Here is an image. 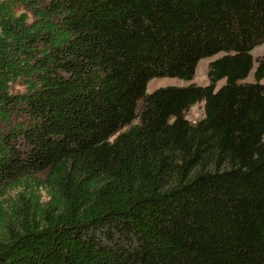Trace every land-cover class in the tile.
Listing matches in <instances>:
<instances>
[{
  "label": "trees",
  "instance_id": "trees-1",
  "mask_svg": "<svg viewBox=\"0 0 264 264\" xmlns=\"http://www.w3.org/2000/svg\"><path fill=\"white\" fill-rule=\"evenodd\" d=\"M261 44L264 0H0V264H264Z\"/></svg>",
  "mask_w": 264,
  "mask_h": 264
},
{
  "label": "rangeland",
  "instance_id": "rangeland-1",
  "mask_svg": "<svg viewBox=\"0 0 264 264\" xmlns=\"http://www.w3.org/2000/svg\"><path fill=\"white\" fill-rule=\"evenodd\" d=\"M264 52V44L258 45L255 47L253 50V54L255 57L260 56ZM221 53L215 55L214 57H206L203 58L198 65L197 72L195 77L192 80H184L176 77H158L150 80L148 83V92H151L155 90L156 88H159L161 86H167V85H180V86H185L189 85L191 83H196L200 85H206L209 83V75H208V69H209V64L210 61L218 56H220ZM256 68V65H255ZM254 68V70H255ZM254 70L251 72L249 77L247 78V81H253L254 80ZM264 83V79L262 80ZM224 83L223 81H220L218 86L222 85ZM15 90L21 89V86L19 84L14 85ZM205 115V103L199 102L192 106L190 110L187 113V117L192 120V121H198L202 119Z\"/></svg>",
  "mask_w": 264,
  "mask_h": 264
}]
</instances>
